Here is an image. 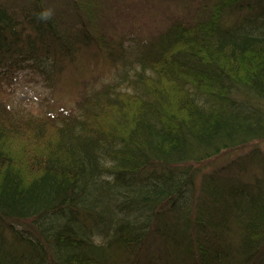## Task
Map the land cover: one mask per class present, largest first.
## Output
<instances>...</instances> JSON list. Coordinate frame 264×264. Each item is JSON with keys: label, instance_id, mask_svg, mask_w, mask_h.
I'll return each instance as SVG.
<instances>
[{"label": "rangeland", "instance_id": "374dc122", "mask_svg": "<svg viewBox=\"0 0 264 264\" xmlns=\"http://www.w3.org/2000/svg\"><path fill=\"white\" fill-rule=\"evenodd\" d=\"M16 1L0 0V6ZM124 3L122 15L127 12ZM221 5V16L212 25L201 21L190 27L187 10L176 3L167 10L174 21L163 18L155 24L148 17L146 28H138L142 21L128 23L122 30L126 34L110 43L105 58L73 38L74 63L69 70L36 53L34 43L27 45V51L26 45L19 47L12 61L19 60L21 67L13 70L14 75H4L13 69L12 63H0V108L6 106L0 113V139L7 157L22 129L18 113H23L40 141L46 125L53 124L57 141L48 150L58 154L62 168L84 159L86 153L103 162L98 170L92 161L84 163V170L71 177L69 188L44 206L60 208L59 212L14 224L19 238L28 243H22L23 248L33 251L20 252L19 244L8 247L7 236L0 233L6 258L14 264H133L136 250L146 246L153 264H189L192 247L205 233L202 227L195 230V218L207 222L215 211L213 205L196 212V201H205L212 189L241 185L253 189L243 191L239 200L253 225L231 240L220 264H264V210L260 211L264 160L250 162L253 143L205 160L226 145H240L249 126L264 120V78L252 82L247 91L237 74L235 56L240 50L234 46L264 54V0H225ZM14 11L15 19L21 20L20 10ZM12 21L17 24L10 31L25 44L26 31ZM221 49L229 54L226 66L219 56ZM120 93L137 95L141 108L122 130L114 131L101 126L98 116ZM8 113L14 118L1 115ZM198 115L219 122L217 130L202 133L195 120ZM142 124L161 140L159 145H147L153 136L144 135ZM164 135L168 143L162 142ZM260 145L264 149V142ZM150 157L153 160L142 169ZM223 157H240L237 166L249 175L231 171L218 175L215 168L229 160ZM41 158L34 159L39 163ZM55 160L48 162V168L58 166ZM255 181L260 182L254 188ZM88 193L94 200L88 201ZM222 209L224 218L227 211ZM15 213L0 205V222H14L5 215ZM94 231L101 233L92 236ZM38 238L43 253L36 246ZM95 250L105 251L97 255Z\"/></svg>", "mask_w": 264, "mask_h": 264}, {"label": "trees", "instance_id": "16d2710c", "mask_svg": "<svg viewBox=\"0 0 264 264\" xmlns=\"http://www.w3.org/2000/svg\"><path fill=\"white\" fill-rule=\"evenodd\" d=\"M196 1L199 2V5L194 6L193 2ZM222 1L225 0H20L6 3L0 6V63H12L13 69H9L4 75H14L15 72L13 70L21 67V64L18 63L19 60L12 61L18 56L19 47L26 45L27 51L29 49L27 45L34 43L36 53L53 58L60 66L69 70L71 64L74 63L75 52L73 48H70L73 38L84 42L87 50H95L102 58H105L106 52L109 51L110 43L118 35L121 36L125 33L122 30L125 29L128 23L133 25L135 20L142 21L140 23H143V27L138 28H146L148 17H152L154 23L163 18H169L171 22L173 18H171V15L167 17V10L172 4L176 3L187 10L190 27H194L201 21L212 25L221 16ZM123 3L122 9L127 12L122 15L121 5ZM129 8L132 11L128 12ZM17 9L20 10L21 20L15 19L14 10ZM159 9H163V11L158 12ZM123 17H131V19L123 20ZM12 19L18 21L20 27L26 31L28 37L25 44H22L15 37L14 31H10V27L13 24H17ZM240 45L234 44L235 50H240L239 54L235 56V67L238 77L249 88L247 91H250L252 82L259 81L261 77L264 78V54L258 49L249 48L248 46L243 48ZM219 56L222 59V64L226 66L229 54L221 49ZM4 106L2 107L3 109ZM2 108H0V113ZM140 108L141 99L137 95L120 93L113 100L106 103L98 116V122L105 128L119 131L124 128L125 121L131 120ZM262 110L264 112V105ZM20 114L22 116V129L14 141L10 157H7V154L2 151L1 142L3 140L0 139V205L18 213L14 217V220L17 221L15 223L8 220L0 222V233L3 236H7L6 244L11 243L13 247L15 244H19L21 247L17 246L16 249L24 253L33 250L23 248L22 243L25 241L21 240L19 238L20 234L15 231L16 223L21 221L26 224L29 221H36L34 219L38 216L53 214L58 211L60 208L48 210L44 206L57 194L69 188L72 182L71 177L77 175V172L81 173L84 170V163L92 161L93 167L92 159L94 158L93 154L86 153L84 159L72 160L68 167L62 168L58 154L53 150H48V146L55 144L57 141V133L53 124L48 123L46 125L40 141L36 131L30 127L29 119L25 117L27 115L18 113V115ZM1 115L5 119H13V116H15L10 114L7 117L5 114ZM195 120H197L198 128L205 134L213 133L220 125L219 122H213L212 119L204 115H198ZM142 125L145 132L144 135H154L153 132H150V127L147 124ZM247 134L240 141V145H226L220 151H216L208 158H205V160L218 157L222 151L230 149L234 151V149H240V146L251 145L252 143L255 148L248 155V158H251L250 162L252 159L264 160V149L260 145V143L264 142V120L256 121L250 125ZM161 139L165 143L168 136H161ZM146 142L149 146H156L161 143V140L153 136L150 142ZM166 143L168 142L166 141ZM170 143H173V140H170ZM35 157L43 158L38 163L34 159ZM50 157H53V161L55 159L57 161L58 166L55 169L48 168V162L52 161H49ZM223 158L229 160L222 167L219 164L215 168L218 175H226L230 171L249 175V173L243 172L246 170L244 167L237 166L241 160L240 157L235 159L231 157ZM152 160V157H150L144 162L142 169L145 164L151 163ZM258 182L256 183L255 181L252 184L254 188ZM243 191L253 192V189H248V187H242L241 185L235 188L221 187L208 192L209 195L205 201H196V212L199 211L198 207H211L213 205L215 206V211L210 216L209 222H201L198 216L195 218V230L200 231L197 228L202 227L203 229L201 230L205 231V233L201 237L200 242L197 241L192 247L191 262L189 264H220L225 259L231 240H236L239 236H243L244 231L252 227L253 223L242 211V204L239 201ZM237 205H239V208H237ZM222 208L227 211L224 218L221 214ZM231 210L235 214L231 215L230 213L228 215ZM263 210L264 207L260 208L261 212ZM212 235H217V238L211 239L210 236ZM25 243L28 244L27 242ZM42 243L41 239L38 238L36 246L41 253H43L44 248ZM133 257L135 260H133V264L154 263L152 254L146 246L137 249ZM44 259L46 260V258ZM0 264H14V261L12 262V260L6 258L4 251L1 249Z\"/></svg>", "mask_w": 264, "mask_h": 264}, {"label": "bare ground", "instance_id": "6f19581e", "mask_svg": "<svg viewBox=\"0 0 264 264\" xmlns=\"http://www.w3.org/2000/svg\"><path fill=\"white\" fill-rule=\"evenodd\" d=\"M100 84H101V82H100ZM102 164H103V162L101 161V158L99 157V156H97L96 155V157H94V159H93V168H99V169H101L102 168ZM98 170V169H97ZM98 172V171H97ZM94 176H95V174H91L90 175V178L91 179H93L94 178ZM94 196L91 194V193H88V196H87V199H88V201H90V200H94ZM56 212H59V210L58 211H56ZM55 212V213H56ZM6 216V215H5ZM9 216V215H8ZM8 216H6V217H8ZM10 216L14 219V217L16 216V213L15 214H10ZM0 217H2V215H0ZM0 221H1V219H0ZM15 222V221H14ZM51 226H54V223H51ZM101 232L100 231H94L93 233H92V236H95V235H99ZM91 236V235H90ZM9 244V246L8 247H12V244L11 243H8ZM104 251L105 250H103V251H94V252H96V254L97 255H101V254H103L104 253ZM50 263H51V261H49ZM31 264H36V262H34V263H31Z\"/></svg>", "mask_w": 264, "mask_h": 264}]
</instances>
